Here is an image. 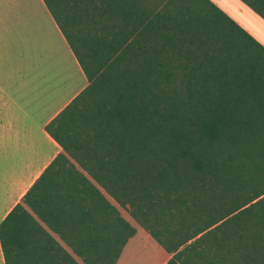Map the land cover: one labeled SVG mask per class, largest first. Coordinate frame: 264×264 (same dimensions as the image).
<instances>
[{"label":"trees","instance_id":"obj_1","mask_svg":"<svg viewBox=\"0 0 264 264\" xmlns=\"http://www.w3.org/2000/svg\"><path fill=\"white\" fill-rule=\"evenodd\" d=\"M42 1L86 84L4 264H264V48L210 0Z\"/></svg>","mask_w":264,"mask_h":264},{"label":"crops","instance_id":"obj_2","mask_svg":"<svg viewBox=\"0 0 264 264\" xmlns=\"http://www.w3.org/2000/svg\"><path fill=\"white\" fill-rule=\"evenodd\" d=\"M210 1L264 48L260 15L240 0ZM85 84L42 0H0V221L59 149L43 124Z\"/></svg>","mask_w":264,"mask_h":264},{"label":"rangeland","instance_id":"obj_3","mask_svg":"<svg viewBox=\"0 0 264 264\" xmlns=\"http://www.w3.org/2000/svg\"><path fill=\"white\" fill-rule=\"evenodd\" d=\"M233 13V12H232ZM238 18H241V16L239 15L238 16ZM241 20V19H240ZM244 26H248V28H249V30H250V19H247L246 17H245V19H244ZM67 72H65V70L63 69V77L65 76V74H66Z\"/></svg>","mask_w":264,"mask_h":264}]
</instances>
